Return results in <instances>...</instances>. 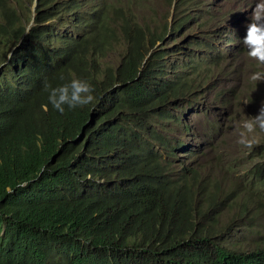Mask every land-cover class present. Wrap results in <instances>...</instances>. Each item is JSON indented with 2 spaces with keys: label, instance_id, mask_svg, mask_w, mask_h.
<instances>
[{
  "label": "trees",
  "instance_id": "obj_1",
  "mask_svg": "<svg viewBox=\"0 0 264 264\" xmlns=\"http://www.w3.org/2000/svg\"><path fill=\"white\" fill-rule=\"evenodd\" d=\"M55 1L39 0L41 20L52 25L47 36L53 27L76 29V16ZM98 1L91 31L76 41L84 51L42 73L37 94L24 97L11 85L12 67L34 59L33 42L43 34L26 36L17 10L0 0V66L18 47L0 70V264H264V237L255 238V225L246 232L254 237L248 247L228 243L222 231L230 229L207 220L223 203L206 197L195 204L183 184L184 164H175L182 145L158 133L159 122L181 126L186 116L175 112H182L178 101H199L200 61L184 53L189 75L168 63L166 25L153 29L136 14L146 3L125 0L117 13L125 54L115 68L102 64L109 42L87 45L102 37L112 7ZM189 1L158 0L164 21L174 10L170 31L186 28ZM193 40L187 43L206 44ZM45 78L54 87L84 79L95 100L60 114L47 104ZM242 204L248 213L251 203Z\"/></svg>",
  "mask_w": 264,
  "mask_h": 264
},
{
  "label": "clouds",
  "instance_id": "obj_2",
  "mask_svg": "<svg viewBox=\"0 0 264 264\" xmlns=\"http://www.w3.org/2000/svg\"><path fill=\"white\" fill-rule=\"evenodd\" d=\"M33 1L29 0L26 5L28 9V17L24 22L26 36L32 31H36L42 33L43 37L33 42L37 54L29 64L24 66L25 68L12 67L15 75L12 76L11 85L15 90H23L24 97L37 94L41 82L39 76L42 73L48 69L63 67L67 56L76 57L81 54V51H84L85 46L79 47L76 41L79 40V37L87 35L91 31L93 18L100 14L98 0H56L55 5L57 7H67L76 16V29L69 28L66 30L53 27L51 34L47 36L44 30L52 25L49 20H41L39 0L34 1V5H37L35 9ZM142 2L147 5V0H142ZM10 4L12 5V2ZM105 5H112V7H110L109 16L103 21L101 26L102 37L87 43V45L92 46L96 43L109 42V45L104 46V58L101 59L104 65L108 58L107 47L113 44H122L123 34L117 13L120 9H125L127 3L125 0H106ZM12 7L14 6L12 5ZM197 10L195 9L194 12L196 13ZM1 16L2 8L0 7V18ZM226 16L224 14L222 18ZM211 18V16H208L207 21H210ZM169 19L171 20L169 21ZM173 20L174 10L172 9L168 18V32L161 43L163 45H166V38L174 33L170 31L174 23ZM29 23H33L35 27L28 29ZM197 24L198 22H196L192 30L197 28ZM245 25L246 31L244 27L242 29L239 26L232 29L233 35H228V44L233 51V59H237L240 56V59L244 57L256 73H253L250 77L253 82L240 90L235 97L234 107L236 111L229 117L228 122L224 124L219 117L212 118L207 113L210 107V97L205 94L200 86V80L208 77L214 71L219 70L222 72L229 83H233L240 73L239 67L233 61L229 63L227 68H222L226 54L223 56L220 50L215 51L212 56L209 55L208 59L206 57V54H209L217 41L225 40L227 34L225 29L216 41L209 39L201 44L203 46L206 43L202 48L207 50L204 57L200 59L194 54L195 59L200 61L201 64L198 89L196 91L199 101L193 104H190L187 100L177 102L183 113L179 110H175V112L186 116L181 126H177L174 122L166 125L161 122L158 123V133L162 137L168 138L171 145L176 147L179 143L182 145L180 151L177 152L175 164L183 162L185 168L183 184L188 187L191 186L190 192L195 195V204L198 203L200 205V200L202 201L206 197H211L213 202L223 203L222 206L210 213V218L212 219L207 218V220L215 222L218 225V229H230L223 231L236 229L237 232L241 233H246L251 225H255L257 229V208L260 210L259 216H264L262 211L264 205V13L257 11L253 17H249L246 20ZM69 37L72 38L69 39ZM175 37L173 36V38ZM172 39H170L171 42H173ZM190 39L193 40V38ZM194 39L200 41L203 37L201 39V36H199ZM235 42H240V46H235ZM202 49L199 48V51H202ZM14 51L13 49L10 51L8 62L1 65L0 70L5 68L7 64L9 65ZM164 51L168 55L166 61L170 63L169 58L171 55H169L165 47ZM184 53L186 52L182 49L179 53L175 52L177 59L182 60H175L173 63H178L181 67V72L189 75V70L187 69L188 60L183 56ZM192 53L193 51H188L186 54ZM42 88L47 92V104L51 105L60 114H64L66 110L72 111L84 108L91 105L95 100L94 88L84 79H72L54 87L45 78L42 82ZM234 93L235 89L233 88L225 89V93H219L214 98L220 103L221 107H226L227 98ZM248 102L251 105V109L249 115L245 117L239 111L241 109L246 110ZM205 104H208L206 108H204ZM196 107H202V111L199 114L192 115ZM191 116L198 118L201 122V126L197 130L195 129L198 137H195L196 145L194 146L183 141L194 129L190 122ZM244 119H246L244 127L249 132L257 130L260 133V139L258 144L253 145L250 150L246 152L239 151L234 154V150L230 149L232 135L237 131L238 126L242 124ZM160 129L166 130V133L161 134ZM174 134L179 136L175 141L172 139ZM218 134L223 137L224 142L228 141L229 143V151L224 156L217 153ZM241 142L243 143L244 141L242 140ZM244 167L248 170L246 174L241 173ZM243 176H250V178L247 180ZM186 198L187 195L182 194V197L177 202L181 209L187 203ZM244 201L251 203L248 213L243 212L248 206L242 204ZM253 213L256 214V219L251 218ZM230 217L231 220L228 221ZM227 221L228 224L225 226ZM231 243L237 245L239 242ZM239 245L242 246L240 243ZM237 247L239 248V246Z\"/></svg>",
  "mask_w": 264,
  "mask_h": 264
},
{
  "label": "rangeland",
  "instance_id": "obj_3",
  "mask_svg": "<svg viewBox=\"0 0 264 264\" xmlns=\"http://www.w3.org/2000/svg\"><path fill=\"white\" fill-rule=\"evenodd\" d=\"M29 0H10L14 9L17 10L19 16H21L22 20L25 22L27 20V12L26 5ZM187 9V8H186ZM198 9L195 14L188 13L189 11ZM260 11L264 13V0H190L188 4V9L186 12L182 13V17L185 20L186 28H182L180 34L172 33L171 36L167 37L165 40V48H167V52L170 56V61L173 62L177 59V55L175 54V46L183 45L189 42L190 38H195L201 36L200 44H202L205 40H217L218 36L221 34L223 30L226 29V36L224 41H217L213 48L210 50L209 54L207 50L202 49L199 51V48L193 46L194 42L191 44L183 45L185 48V52L193 51L192 54L197 55L198 57H204L206 54L207 59L214 55L215 51L220 50V53L223 56L226 54L225 61L222 63V68L225 69L229 66V63L233 61L236 66L239 67L240 73L236 77L233 83H229L225 78L222 72L214 71L212 74H209L208 77L202 78L200 80V86L203 88L205 94L210 97V107L207 113L212 117H219L220 120L225 124L228 122L229 117L235 113L236 109L234 107V100L237 96L238 92L244 89L249 83L253 82L250 79L253 73H256L250 67L247 59L244 57L242 59L241 56L237 59H233V51L230 49V45L228 44V35H233L232 29L236 26H239L246 31V20L249 17H253L254 14ZM136 14L140 19H144L148 21L153 29L158 27H162L164 24L168 28V21H164L165 18V10L163 6L160 5L158 0H147V5L145 7H138L136 9ZM226 14L227 16L222 18V16ZM208 16L212 18L210 21L208 20ZM171 19H169L170 21ZM196 25L197 28L192 30ZM35 27L33 23H29L28 29ZM170 28V26H169ZM173 36L178 38V43L176 45L171 44V40ZM235 46H240V42H235ZM227 47V48H226ZM18 47L13 48V51ZM108 58L106 60L105 65H111L113 68L117 67L120 64V60L125 54V48L122 44H113L112 46L107 47ZM210 55V56H209ZM182 59L178 60L181 61ZM110 66V67H111ZM235 89V93L227 98V106L221 107L220 103L215 100V96L219 93H225V89ZM208 104H205L207 107ZM247 109H241L239 112L241 115L247 117L250 113L251 105L248 102L246 104ZM203 108V109H204ZM202 111V107H196L192 115L199 114ZM246 119L243 120L242 124L238 126L237 131L232 135L231 142V150H234V154L240 152H246L252 148L253 145L258 144L260 139V133L257 130L249 132L245 127ZM191 125L194 128L193 132L186 136L183 141L188 142L191 146L196 145L195 137L198 135L195 132V129L201 126V122L198 118L191 116L190 119ZM161 134H165L166 130L160 129ZM179 136L175 134L172 135L173 141L178 139ZM244 141L243 143L241 141ZM229 151V143L228 141H223V137L218 134V145H217V153L221 156H224ZM247 168L244 167L241 170L242 174L247 173ZM245 179H249L250 176H243ZM246 183V181H244ZM252 219H256V214L253 213L251 215ZM231 220V217L228 221ZM228 221L225 223V226L228 224ZM256 237H264V216H258L256 219ZM226 240L230 242H239L242 247H248L250 244V239H254L250 235L246 233L237 232L236 229L231 231H223L222 233Z\"/></svg>",
  "mask_w": 264,
  "mask_h": 264
},
{
  "label": "bare ground",
  "instance_id": "obj_4",
  "mask_svg": "<svg viewBox=\"0 0 264 264\" xmlns=\"http://www.w3.org/2000/svg\"><path fill=\"white\" fill-rule=\"evenodd\" d=\"M35 3L33 2V7H34V9H35V6H36V8H37V5H34ZM37 4V3H36Z\"/></svg>",
  "mask_w": 264,
  "mask_h": 264
},
{
  "label": "built area",
  "instance_id": "obj_5",
  "mask_svg": "<svg viewBox=\"0 0 264 264\" xmlns=\"http://www.w3.org/2000/svg\"><path fill=\"white\" fill-rule=\"evenodd\" d=\"M34 1H35V0H34ZM34 1H33V2H34Z\"/></svg>",
  "mask_w": 264,
  "mask_h": 264
}]
</instances>
